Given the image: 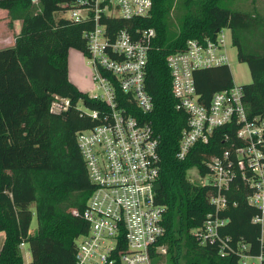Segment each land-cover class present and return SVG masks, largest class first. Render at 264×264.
Instances as JSON below:
<instances>
[{
  "label": "trees",
  "instance_id": "1",
  "mask_svg": "<svg viewBox=\"0 0 264 264\" xmlns=\"http://www.w3.org/2000/svg\"><path fill=\"white\" fill-rule=\"evenodd\" d=\"M75 0H0L9 13L10 27L22 22L15 46L0 51V233L6 239L0 264H24L21 246L30 248L32 264H77V239L88 224L73 215L83 212L93 192L77 134L97 123L80 106L102 111L105 104L92 99L69 81V51L87 53L83 32L90 24L59 19L61 5ZM224 0H187L178 31L169 23L172 2L153 0L151 16L141 21L107 20L115 28H153L157 37L147 67L146 87L154 110L146 116L160 138L159 204L167 208L165 237L168 254L160 264H240L237 257H222L216 246H201L192 230L203 226L214 207L209 186L193 184L188 173L197 168L202 176L212 156H222L233 144L242 145L229 127L218 129L209 144L198 143L184 159L177 157L188 117L177 111L172 78L166 59L182 51L192 39H215L230 30L241 63L248 64L252 83L242 86L244 107L250 119L264 118V15L232 9ZM257 0H253L256 4ZM202 101L233 86L227 66L196 73ZM55 96L72 106L62 115L51 113ZM120 97H123L120 94ZM226 134L232 140L226 141ZM216 192V191H215ZM254 189L238 173L226 192L230 207L223 216L230 223L221 233L262 251V228L253 218L260 211L249 205ZM234 204L236 206H234ZM38 228L31 231L34 217Z\"/></svg>",
  "mask_w": 264,
  "mask_h": 264
},
{
  "label": "built area",
  "instance_id": "2",
  "mask_svg": "<svg viewBox=\"0 0 264 264\" xmlns=\"http://www.w3.org/2000/svg\"><path fill=\"white\" fill-rule=\"evenodd\" d=\"M153 5V0H75L62 4L58 13L59 19L73 24H90L83 32L88 49L82 54L91 67L93 88L85 94L105 104L104 110L94 112L80 107L97 124L77 134L94 187L85 210L73 212L89 226L76 241L77 264H160L159 257L168 254L161 244L167 208L159 204L155 189L161 170L160 138L146 121L154 110L146 76L157 33L140 27L115 31L107 21L147 19ZM225 31L230 32L223 29L215 39L189 40L184 50L166 59L175 108L188 117L177 157L184 160L198 143L209 144L218 129L229 127L235 134L242 145L233 144L222 156L210 157L205 163L207 175L196 168L198 178L189 179L212 188L208 200L215 210L192 234L201 246H216L222 257H237L240 264H264V118L248 117L243 87L233 83L206 104L196 86L197 72L229 67ZM71 106L69 99L55 96L50 111L62 115ZM224 139L232 140L228 134ZM238 173L255 191L249 205L260 211L252 221L262 228L258 255L251 253L249 244L221 233L230 223L223 216L231 205L226 192Z\"/></svg>",
  "mask_w": 264,
  "mask_h": 264
},
{
  "label": "rangeland",
  "instance_id": "3",
  "mask_svg": "<svg viewBox=\"0 0 264 264\" xmlns=\"http://www.w3.org/2000/svg\"><path fill=\"white\" fill-rule=\"evenodd\" d=\"M172 2L173 6L170 10L169 14V23L171 24L172 30L178 31L179 29V22L182 14L186 11V1L187 0H168ZM224 4L232 9H239L244 11H252L254 6L258 11L264 15V0H257L256 4H253V0H224ZM226 35L228 36L229 45V57H230V64L229 68L233 77V83L236 86H245L252 83V75L250 72V68L248 64L241 63L238 58V49L233 45L232 42V34L229 31H225ZM91 70V67H90ZM90 70H88L86 80L89 83V89L93 88V85L90 80ZM82 109L85 110L83 106H80ZM199 176L198 170L196 168L192 169L188 173L189 179H197ZM38 228V221L35 216L31 231L35 232ZM263 240H264V231H263ZM26 246V247H25ZM22 255L24 257L25 264H32V258L30 253V248L28 245H24L22 248ZM166 257V256H165Z\"/></svg>",
  "mask_w": 264,
  "mask_h": 264
},
{
  "label": "crops",
  "instance_id": "4",
  "mask_svg": "<svg viewBox=\"0 0 264 264\" xmlns=\"http://www.w3.org/2000/svg\"><path fill=\"white\" fill-rule=\"evenodd\" d=\"M21 30L22 22H14L13 27L11 28L8 11L0 9V51L14 47L16 43V37L21 33ZM88 70H90V66L84 59L82 52L76 49H71L69 51V81L83 93H88L90 91L89 83L86 80ZM89 72L92 83V71L90 70ZM5 239L6 234L4 232L0 233V252Z\"/></svg>",
  "mask_w": 264,
  "mask_h": 264
},
{
  "label": "water",
  "instance_id": "5",
  "mask_svg": "<svg viewBox=\"0 0 264 264\" xmlns=\"http://www.w3.org/2000/svg\"><path fill=\"white\" fill-rule=\"evenodd\" d=\"M155 189H156L157 191H161V189H162L161 184H160V183L157 184L156 187H155Z\"/></svg>",
  "mask_w": 264,
  "mask_h": 264
}]
</instances>
